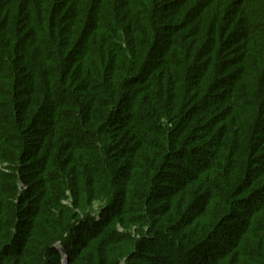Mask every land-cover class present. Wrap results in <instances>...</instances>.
<instances>
[{
    "label": "trees",
    "instance_id": "obj_1",
    "mask_svg": "<svg viewBox=\"0 0 264 264\" xmlns=\"http://www.w3.org/2000/svg\"><path fill=\"white\" fill-rule=\"evenodd\" d=\"M61 252L264 264V0H0V264Z\"/></svg>",
    "mask_w": 264,
    "mask_h": 264
},
{
    "label": "rangeland",
    "instance_id": "obj_2",
    "mask_svg": "<svg viewBox=\"0 0 264 264\" xmlns=\"http://www.w3.org/2000/svg\"><path fill=\"white\" fill-rule=\"evenodd\" d=\"M59 249H60V251H62V249H61L60 247H59ZM66 259H67L66 254H65L64 252H61L60 262H61L62 264H66ZM139 260L141 261L142 264L145 263L144 260H141V259H139ZM122 264H124L123 261H122Z\"/></svg>",
    "mask_w": 264,
    "mask_h": 264
},
{
    "label": "built area",
    "instance_id": "obj_3",
    "mask_svg": "<svg viewBox=\"0 0 264 264\" xmlns=\"http://www.w3.org/2000/svg\"><path fill=\"white\" fill-rule=\"evenodd\" d=\"M59 247H60V246H59ZM59 247H58V248H59Z\"/></svg>",
    "mask_w": 264,
    "mask_h": 264
}]
</instances>
